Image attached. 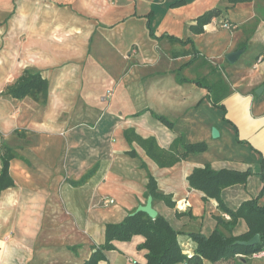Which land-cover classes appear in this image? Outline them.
I'll use <instances>...</instances> for the list:
<instances>
[{
    "label": "crops",
    "instance_id": "0c3cea01",
    "mask_svg": "<svg viewBox=\"0 0 264 264\" xmlns=\"http://www.w3.org/2000/svg\"><path fill=\"white\" fill-rule=\"evenodd\" d=\"M27 69L47 80L45 101L6 92ZM197 142L206 150L169 163ZM4 146L17 157L0 192V264H83L108 223L146 203L149 174L176 203L153 207L192 255L191 234L230 219L191 186L196 168L248 171L221 199L264 207V0H0V171ZM247 230L241 219L235 234ZM144 240L116 241L98 264H145Z\"/></svg>",
    "mask_w": 264,
    "mask_h": 264
},
{
    "label": "trees",
    "instance_id": "16d2710c",
    "mask_svg": "<svg viewBox=\"0 0 264 264\" xmlns=\"http://www.w3.org/2000/svg\"><path fill=\"white\" fill-rule=\"evenodd\" d=\"M222 1L236 4L252 0ZM220 10L217 7L200 16L197 20V30H202L198 24L202 26L220 16ZM220 24L231 28L234 26L229 21H222ZM6 92L14 98L30 96L35 100L45 101L48 96V82L42 78L40 72L27 69L17 81L7 87ZM155 117L166 126L173 127V122L166 116L155 114ZM131 133L127 131L126 135H131ZM183 149L179 156H172L170 164L185 158L188 153L206 150V144L204 142L184 143ZM162 154L169 155L168 152H160L158 156ZM15 157H17V152L12 147L4 146L1 153L0 192L15 185L10 174V162ZM248 176V171L215 170L210 164H206L204 168H196L189 175L191 186L205 192L207 197L216 198L222 212L230 217L227 220L223 215L215 216L217 224L209 234L200 232L191 234L190 236L197 243V248L192 255H186L183 252L178 240L179 232L166 218L158 215L153 219L144 212L136 214L132 212L123 221L106 225L105 241L94 247L91 256L83 264H98L106 260L107 252L116 249V241L127 242L135 235H142L145 238L144 242L138 246L139 250L145 251V264H204L205 260L211 264H251L250 257L264 250V207L258 204V197L244 201L237 209L229 208L221 199V192L224 188L234 184H244ZM146 187L147 196L152 195L154 199L163 200L169 207L176 206L171 195L158 190L157 182L150 174ZM263 193L264 187L261 194ZM241 219L246 222L248 230L236 235L235 231ZM257 233L260 234L261 241L254 246H243L236 243L238 240H249Z\"/></svg>",
    "mask_w": 264,
    "mask_h": 264
},
{
    "label": "water",
    "instance_id": "95a60500",
    "mask_svg": "<svg viewBox=\"0 0 264 264\" xmlns=\"http://www.w3.org/2000/svg\"><path fill=\"white\" fill-rule=\"evenodd\" d=\"M243 50H236L233 51L229 54H227L226 58L230 63H234L239 56L242 54ZM263 90V87H260L257 90V93L260 94L261 91ZM220 133L219 130L216 127L212 128V137L217 138L219 137ZM139 212H144L146 213L149 217L151 218H156L158 216V211L153 207V196L149 195L147 198V201L145 204L139 205L136 210L133 212V214L139 213ZM261 241V236L260 234H255L252 238L249 240H238L236 241L237 244L243 245V246H254ZM246 261L245 259H243Z\"/></svg>",
    "mask_w": 264,
    "mask_h": 264
},
{
    "label": "built area",
    "instance_id": "2783aa9c",
    "mask_svg": "<svg viewBox=\"0 0 264 264\" xmlns=\"http://www.w3.org/2000/svg\"><path fill=\"white\" fill-rule=\"evenodd\" d=\"M112 202V201H111ZM227 218H229V216L225 215ZM253 256H257V257H262L264 256V250L263 251H260L258 253H255Z\"/></svg>",
    "mask_w": 264,
    "mask_h": 264
},
{
    "label": "rangeland",
    "instance_id": "374dc122",
    "mask_svg": "<svg viewBox=\"0 0 264 264\" xmlns=\"http://www.w3.org/2000/svg\"><path fill=\"white\" fill-rule=\"evenodd\" d=\"M107 94H109V95H110L111 93H107Z\"/></svg>",
    "mask_w": 264,
    "mask_h": 264
}]
</instances>
